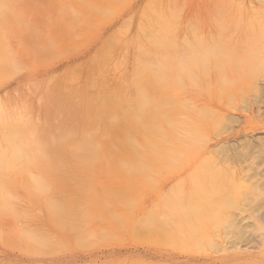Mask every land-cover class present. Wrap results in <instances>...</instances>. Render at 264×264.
Segmentation results:
<instances>
[{
	"label": "rangeland",
	"instance_id": "rangeland-1",
	"mask_svg": "<svg viewBox=\"0 0 264 264\" xmlns=\"http://www.w3.org/2000/svg\"><path fill=\"white\" fill-rule=\"evenodd\" d=\"M114 1L92 0L88 13L79 21L64 23L59 31L52 27V20L61 12L56 10L58 0L16 1V7L26 15L29 31L22 42L15 35L5 37L7 51L17 66L0 79V104L17 116L29 114L50 166L42 171L46 196L27 188L16 170L1 168L0 183L12 198L11 214L0 210V264H205L209 254L233 252L219 249L222 246L214 239L235 229L234 217L249 218L251 186L261 180L258 185L264 187V0ZM154 11L160 12L154 24L170 38V47L152 55L167 50L176 56L186 54L185 63L174 56L167 62L185 85L178 94L187 104L188 98L191 107L183 109L182 116L187 117L201 144L199 150L164 155L167 159L143 167L145 170L130 181L109 180L104 177L105 167L89 164L84 168L76 158L83 155L84 146L86 150L88 144L82 143L87 139L86 126H92L94 119L97 124L104 121L93 126L108 143L118 136L121 128L117 125L122 127V121L109 123L106 115L101 120L94 118L98 105L81 104L72 88L83 87V94L94 99L99 85L107 95L112 88H116L112 92L124 90L139 41L137 24ZM145 48H151L148 42ZM218 72L224 73L231 87L217 80ZM92 80L97 85L90 83ZM205 86L210 93L208 89L200 92ZM253 98L261 106L262 113L258 111L263 115L256 113L259 121L249 109ZM79 145L83 150L76 149ZM98 151L87 150L83 156H100ZM125 153L121 156L126 157ZM157 154L155 158H162ZM251 168L258 173L252 174ZM34 169L30 168L36 173ZM111 174L119 177L116 171ZM249 181L254 183L249 186ZM93 188H102V195L90 203ZM261 189L254 199L264 195ZM118 190L130 192V199L123 204L111 200L110 195ZM193 201H198L195 210H191ZM210 204L216 206L209 208ZM47 205L53 208L54 217ZM200 213L208 214V221L199 223L200 229L192 228L193 234L175 230L180 222L185 223L183 215L194 219ZM260 223L264 225V218ZM201 228H212L214 233ZM254 232H258L256 228ZM245 248L242 246L241 255L233 256L228 264L264 263V251H257L263 247Z\"/></svg>",
	"mask_w": 264,
	"mask_h": 264
},
{
	"label": "bare ground",
	"instance_id": "bare-ground-1",
	"mask_svg": "<svg viewBox=\"0 0 264 264\" xmlns=\"http://www.w3.org/2000/svg\"><path fill=\"white\" fill-rule=\"evenodd\" d=\"M16 1L17 0H0V79L4 76L8 75V73L17 66V64L14 61V58L10 54L11 52L7 51V46L5 45L6 35L7 34L15 35L18 38V40L20 42H22L25 34L29 31V27H28L29 25H28L26 15L24 14V12L20 8L18 9L16 7ZM91 1L92 0H58V3L56 4L58 7L56 6L57 7L56 10L61 11V12L59 13L58 16L54 17V19L52 20L53 29L59 31L62 29L64 23L79 21V19L82 18V14L84 15L85 13H88V11L91 10V8H92V2ZM107 1L111 2L114 0H107ZM105 4H106V2H105ZM96 6L97 5H95V7ZM99 10L101 11V9H99ZM103 10L105 11V8H103ZM62 12L64 14H62ZM148 12H150V11H148ZM148 12H147L148 17L146 16L145 18H142L137 24L138 25L137 26V28H138L137 33L139 36L138 37L139 41H137L138 42L137 51L133 55V66L131 67L132 69L130 70V72H128L129 73L128 74V80L124 85V87H126V88L124 90L119 88V90L117 92H115L116 90H114V92H112L113 89H116V88H112L110 90L111 93L109 95H107L108 93L105 94L100 90L101 85H99L98 87H96L95 99H94V97H88V96L84 95L83 94V87H73L72 88V90H74V94L77 93L79 95V97L81 99L79 101L81 104H86L87 106H89V105L91 106L94 104L98 105V108L96 109L97 114L96 115L93 114L95 116L94 118L101 120L106 115L105 120H107L109 123L111 121L113 122L116 120L119 121L118 123H120L122 121V124H123L122 127H120L121 125H119V124L117 125L119 128H121V129H119L120 132H119L118 136H116L114 139L110 140L108 143V141H106L104 139V137L101 135V133L97 134L99 132V130L96 129L95 126H93L94 124H96L98 126L101 124V122H104V121H99L100 124L99 123L97 124L95 119H94L95 123L94 124L92 123L93 124L92 126H89V125L86 126L87 132L85 135H86V138L88 139V141L90 143L86 142L87 139H86V141L82 142L86 145L88 144L87 145L88 147L86 146V150H85V146H84V152L82 154L84 155V153L87 150H88V152H92L93 154L99 150L98 152H100V154H99L100 156H98V154L97 155H91L90 153H88L89 156L85 154V156L81 155V156L76 158L77 163L83 165L84 168L87 167V165H89V164L93 165L95 168L105 167L104 177L106 179L108 178L109 180L120 179V181H122L124 179V181L126 182V180L128 179L130 181V179L135 178L137 175H140L138 172L143 167L148 168V166H151V165L157 163V161H159V160L163 161V160L167 159V157H166L167 154H169L173 151L174 152H179V151L183 152V151H189V150L191 151V150H195V149L197 150L201 144V143L197 142L199 140V139H197V137H199V136H196V131H194V129H190L191 123H189V122L187 123V121H189L187 119V117L182 116L183 115V109L185 110V108H187L189 106L191 107V103H190L191 101L187 98V101H188V104H187L186 98L184 99L182 94H178V91L181 90L180 86L184 85V84H183V82L178 81V79L180 77L178 78L179 74L176 71H173V70H175V67H173L174 65L172 66L174 68L173 69V68H171V66L169 64V61L167 62L168 57H171V56L172 57L174 56L173 58L180 57V58H178L179 61H181L183 58L184 59L183 62H184V61H186L185 59L187 58V56L185 53L180 54V56H176L174 54H171V52L169 53L168 52L169 50L165 51L164 54H163L164 51L158 52V56L152 55L153 52L157 53V50H161L165 46H166V48H167V46L170 47V45H169L170 38H168V36H167V38L164 37L162 34L163 30H161V28H157L156 25L154 24L155 21L153 19L156 16L158 17V14L160 12H157V11H154L152 13H148ZM153 14H156V15L153 16ZM162 18L165 19L164 17H162ZM162 18L159 17L160 20ZM166 19H168V17ZM162 21L164 22V20H162ZM147 42L149 43V46L151 48H145V44ZM7 52H8V54H7ZM220 58L222 59V56L221 57L219 56V60H221ZM181 64H183V63H180V66H181ZM182 66L184 67L185 65L183 64ZM184 69H186V66ZM189 75H190V77L192 76L191 73ZM217 77H218L217 78L218 81H222L226 85L228 84V86L231 85V84L229 85V80H225L226 76L224 75L223 72H218ZM89 80H91V79H89ZM90 83L95 84L96 82L94 80H92ZM87 85H88V81H87ZM95 85H97V84H95ZM207 89L208 88L206 86L201 87L200 92H205ZM226 89H228V88H226ZM232 89L233 88H231V89L229 88V91ZM207 91H209V89ZM210 91L208 93H210ZM194 96H195V94L191 97H194ZM261 96H263V95H261ZM262 102L264 103L263 100H262ZM193 106H195V103L193 104ZM152 107H154V108L150 109ZM259 107H261V106L258 105L257 100H255V98H253L249 102L250 112L255 116L263 115V114H261L262 112L260 111V109H258ZM87 108L89 109V107H87ZM258 110L261 113H259ZM84 112H87V110ZM257 112L259 114L256 115ZM85 114L87 115V113H85ZM257 117H258V121H259V116H257ZM263 119H264V117H263ZM31 120H32V118L29 116V114L26 115L23 112V114H21V116H17L13 111L7 110L6 108H4L2 106V104H0V170H1V168H3V169H5V168L9 169L10 168L14 171L16 170L17 172L16 171L15 172L17 174V177H20V175H21L22 180H24V182H26L25 186L27 188H30L32 191H36L37 194L44 193L46 196V191H45L46 186L43 185L44 173L42 171H45L48 169V167L50 166V162L47 158L46 151L44 149L42 141L36 137V130H35V127L32 125ZM88 120H91V119H88ZM84 121H85V119H84ZM91 121H93V120H91ZM87 124H89V122ZM263 124H264V122H263ZM88 127H89V129H88ZM84 129L85 128L83 127V130ZM84 133H85V131H84ZM16 135L17 136L21 135V136L18 139L16 138V140H14L15 137H17ZM99 135L101 137H99ZM82 139H84V138H82ZM82 139L80 141H82ZM13 140H14V142L15 141L16 142L14 143ZM80 146L83 147V145H79V147H77L76 149L81 148ZM262 147H263V145H262ZM260 148H259V150H260ZM76 149H73L72 152ZM81 149L83 150V148H81ZM263 149H264V147H263ZM82 150H80V151H82ZM263 151H260V152H263ZM123 153L127 154V156L126 157L121 156ZM155 154L162 156L163 159L159 158V157H157L159 159L155 158L156 157V156L154 157ZM90 155H91V157H90ZM164 155H166V156H164ZM95 156H97V157H95ZM253 159H254V157H253ZM255 160L257 161V158ZM259 161H260V159H259ZM254 164H253V166H254ZM84 165H86V166H84ZM255 166H256V164H255ZM30 168H35L34 169L35 171L37 169V172L36 173L32 172L30 170ZM251 169L254 170V168H251ZM127 170L130 172H128ZM143 170H145V169L143 168ZM113 171L118 172L119 177H114L111 174ZM10 172H12V171H10ZM254 172H256V173H254ZM251 173L257 174L258 172L255 169ZM252 174H250V175H252ZM13 176H15V175L13 174ZM252 176L255 177L254 175H252ZM252 176H250V177H252ZM262 176H264V175H262ZM262 176H261V178H262ZM257 178L259 180V177H257ZM253 179L254 178H251V180H253ZM256 179H254V180H256ZM120 181L118 183H120ZM135 182H136V180H135ZM249 182H250L249 183V186H250V184L252 182L251 181H249ZM260 182L263 183V181H261V180H260ZM260 182L258 181V184ZM0 184H1V186H0V210L1 211H9L10 199L12 198V195L8 192L7 187L4 184H2V183H0ZM255 184L256 185L251 186L252 189L250 191V196H249V206H248V208L246 207L247 209H249V213L247 212L249 214V218L246 216H243L240 218L234 217L232 220V223L234 221L233 227H235V229L231 230L228 234L224 233V236L219 237L218 240L214 239L215 240L214 243L222 246L219 249H221V250L229 249V250H233V252H224V253L217 254V255L216 254L215 255L209 254V256L207 257L209 259H208V261L205 262V264H228L233 256L237 255L238 253H239V255H241L242 249H240V248H242V246H243V249H245V251H246V249H248L245 247H249V246L261 247V249L264 248V225H262L260 223V221H262L264 218V195H262L261 197L259 196V198H257V199L253 198V196L255 194L259 195L261 193L259 191L261 189L260 185H258L257 182ZM96 185H98V184H96ZM262 185L264 186V184H262ZM262 185H261V187H262ZM89 188H92V187H89ZM263 188L261 190H263ZM30 189L28 192L30 193L29 195H32L33 193L30 191ZM196 191H198V189ZM104 192H105V190H104ZM125 193H126L125 191H124V193H122V191L118 190V191L112 193L110 195L111 196L110 198H111V200H117L119 202V204H120V202H122V204H123L124 202H126L125 199L126 200L130 199L129 198L130 192H129V194H127V193L125 194ZM263 194H264V191H263ZM89 195H91L90 199H89L90 203L92 201L99 199L102 195V188H100L99 190H95V189H94V191L92 190L91 194H89ZM201 195H204V194H201ZM193 202H195V203H193L191 205L192 206L191 210L194 209L193 205L198 203V201H193ZM219 203H217V204H219ZM187 204H188V202H187ZM222 204L223 203H221V205ZM215 206H213V207H215ZM47 207L50 208L48 205H47ZM190 207L188 208V207L184 206V208H188V209H190ZM196 207L197 206H195V208ZM204 207H207V206H204ZM213 207L211 205V207H209V208H213ZM243 208H244V206H243ZM51 209H53V208H50V214H52L54 217V215H55V214H53L54 211L52 212ZM182 209H183V207H182ZM207 210L209 211L208 208H207ZM240 210H242V212H244L243 209H240ZM246 210H245V212H246ZM178 212L180 213L181 210ZM183 212L184 211H182V213ZM92 213H94V212H92ZM202 213H200L201 215L199 214L200 217H195V216H199V215L194 214V217H195L194 219L193 218L189 219L190 217L187 218L188 217L187 215H183V216H186L185 218H183V219H185L184 224L186 225L188 222L186 227L184 226V224H182L183 221H182V223L180 222V224H182L184 228L182 226H179L180 224H178L177 221H175L176 217H172V218H175V219L171 218L173 223L175 224V222H176L178 224V227L175 230L180 229V232H182V234L183 233L188 234V232H191L192 228L197 229L199 227L198 229H200L201 224H199V223H206L208 221V219L206 217L208 214L202 215ZM204 213H205V211H204ZM9 214H11V211H9ZM189 215H190V213H189ZM192 216H193V214H192ZM186 218L188 219L187 221H186ZM209 218H211V217H209ZM245 219H246V222L244 221ZM169 220L170 219H168V221ZM171 220L169 222H171ZM210 220H212V219H210ZM166 221L167 220H165V222ZM173 223H170V225L171 224L174 225ZM162 225H164V224H162ZM204 225L206 226L207 224H204ZM169 227H171V226H169ZM206 227H209V225ZM206 227H203V228L205 229ZM214 227H216L215 229H218L217 226H214ZM203 228H201V229H203ZM255 228L258 232H254ZM204 229H203V231H205ZM207 229H209V228H207ZM211 229H210V231L206 230L205 232L207 233V231H208V233H210V232H212ZM185 231H188V232H185ZM218 231H221V230L218 229ZM218 231H217V233H220ZM19 232L23 233L22 231H19ZM177 232H179V231L177 230ZM171 233L175 234L176 232L173 231ZM212 233H214V232H212ZM86 234H87V232H86ZM191 234H193V233L191 232ZM172 238H174V237H172ZM197 239L202 240L201 238H197ZM183 240H185V239H183ZM195 243H197V242H195ZM221 243H223V245ZM186 244H188V243H186ZM183 245H185V244L183 243ZM252 250H254V249H252ZM218 251L220 252V250H218ZM249 251H251V250H249ZM257 251L262 253L264 250H262V251L257 250ZM254 252H256V250ZM244 253L245 252H243V254ZM251 253L252 252H250L248 254H251ZM188 255H190V254H188ZM258 255L259 254L257 253V256ZM248 256L246 255V260H247ZM239 258L241 259L242 257L239 256ZM236 259H238V258H236ZM258 259H259V257H258ZM260 260H262V259L260 258ZM245 263H247V261H245ZM254 263H256V262H253V264ZM262 264H264V263H262Z\"/></svg>",
	"mask_w": 264,
	"mask_h": 264
}]
</instances>
